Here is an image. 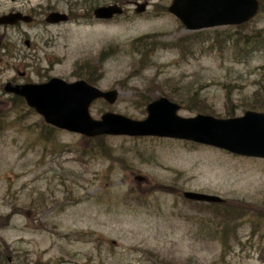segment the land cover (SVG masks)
Masks as SVG:
<instances>
[{
  "label": "rangeland",
  "instance_id": "obj_1",
  "mask_svg": "<svg viewBox=\"0 0 264 264\" xmlns=\"http://www.w3.org/2000/svg\"><path fill=\"white\" fill-rule=\"evenodd\" d=\"M143 1L0 0V10L56 8L72 19L28 28L31 48L19 45L24 60L10 57L0 86L18 69L33 82L87 78L102 90L117 89L113 104L90 106L93 118L112 110L144 119L145 104L159 95L178 102L181 116L240 115L258 91L261 100L264 49L242 58L235 36L264 28V0L246 25L200 31L168 13L170 0H148L144 12H135ZM113 3L122 5L121 15L93 18L95 7ZM140 37L152 47L139 50ZM1 91L0 264L7 256L8 264H264V159L124 135L107 137L103 154L93 153L94 138L50 130ZM183 191L224 201L198 203ZM224 226L235 236L223 245Z\"/></svg>",
  "mask_w": 264,
  "mask_h": 264
},
{
  "label": "water",
  "instance_id": "obj_2",
  "mask_svg": "<svg viewBox=\"0 0 264 264\" xmlns=\"http://www.w3.org/2000/svg\"><path fill=\"white\" fill-rule=\"evenodd\" d=\"M144 6L145 2L138 4L136 11H143ZM257 10V0H172L168 6V11L189 30L242 23ZM120 12L121 8L114 4L97 7L93 13L97 18H110ZM18 19L29 20V17L10 13L2 16L0 23H13ZM66 19L64 14L51 12L45 20L54 23ZM4 90L23 97L26 104L42 115L47 123L87 136L124 134L178 138L243 156L264 158V112L247 110L241 116L230 118L202 114L181 117L176 114L177 104L160 97L147 105V116L143 120H133L113 112H105L95 120L88 111L90 103L98 97L113 103L116 90L101 91L84 80L67 83L57 77L38 84L7 82ZM183 196L213 203L223 200L217 195L196 191H185Z\"/></svg>",
  "mask_w": 264,
  "mask_h": 264
},
{
  "label": "flooded vegetation",
  "instance_id": "obj_3",
  "mask_svg": "<svg viewBox=\"0 0 264 264\" xmlns=\"http://www.w3.org/2000/svg\"><path fill=\"white\" fill-rule=\"evenodd\" d=\"M49 11H61V10H57L55 8L48 10L45 13H39V11L36 9L23 11L20 8L10 7V6H7L3 10H0V16L12 12H20L23 14L30 15L32 18L30 21L27 22L23 20H16L12 24L9 23L0 24V70L7 72V70L10 68V57L12 58V60L17 59L18 63L24 60L23 58L25 57V55L21 54L19 45H22L28 50L31 48V40L29 38L28 28H33L40 24H46L43 18ZM64 13H66L68 19L70 20L71 15L69 14V12L66 10L64 11ZM12 30H17L20 35L11 38L10 32ZM27 78L28 76L25 70L15 69L13 76L8 78L7 80L13 81L15 83H19V82H25ZM1 90L2 89L0 86V93L2 92ZM6 96L8 95L6 94ZM7 248L8 247L6 246V249ZM4 251H5V244L4 241L0 239V254L3 255ZM6 261L7 264L13 262L10 256L6 257ZM17 264H23V263L17 261Z\"/></svg>",
  "mask_w": 264,
  "mask_h": 264
},
{
  "label": "trees",
  "instance_id": "obj_4",
  "mask_svg": "<svg viewBox=\"0 0 264 264\" xmlns=\"http://www.w3.org/2000/svg\"><path fill=\"white\" fill-rule=\"evenodd\" d=\"M261 7H262V5H261ZM244 25H246V24H244ZM262 33H264V28L256 30L255 32H250V33L249 32L248 33L245 32V33H243V34H241V35H239L237 37L235 36V43H236V45H238L239 50H241L242 58H247L248 55L252 54L253 51L257 47L260 48V49H264V37H262ZM193 34L196 35V36L198 35V33H193ZM253 37H256V39L254 41L250 42L249 44H247L248 46L243 47V44H244L243 40H245V42H246L247 40H249V39H251ZM143 40H144V38H141V37L137 39V41H139V43H138L139 50L152 47L151 44L146 43ZM87 80H89V79H87ZM258 92H256L254 94V98L252 100V106L248 107V108H245V109H254V110L264 111V85L262 86L261 93L259 95L261 100H258V97H256ZM12 102H17L16 104L22 103L24 105V102H23L22 98H19V97L13 98ZM26 109L28 111H33L30 108H26ZM199 112L205 113V114H213V115H216V116H221V115L210 113V112L204 111V110H201ZM232 115H233V113L231 111H229L226 114H223V117H228V116H232ZM49 129L50 130H55L52 127H49ZM107 137L108 136H99V137L94 138L96 144H94L95 146H94V149L92 150L93 153L103 154L102 150H104V148H103L102 144H103L104 141H106ZM198 203H200V202H198ZM207 204H210V205H221L222 203H207ZM219 232H221L220 234L222 235V238L220 239V243L223 244V245L226 243V239L229 240L231 238V236H230L231 234H232V236H235L234 231L226 228L225 226Z\"/></svg>",
  "mask_w": 264,
  "mask_h": 264
}]
</instances>
